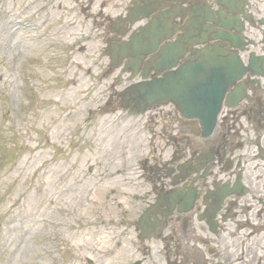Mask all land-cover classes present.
I'll return each instance as SVG.
<instances>
[{"label":"rangeland","instance_id":"rangeland-1","mask_svg":"<svg viewBox=\"0 0 264 264\" xmlns=\"http://www.w3.org/2000/svg\"><path fill=\"white\" fill-rule=\"evenodd\" d=\"M50 1L0 0V264H166L122 201L146 186L136 162L164 150L160 126L116 103L129 75L110 65L103 17Z\"/></svg>","mask_w":264,"mask_h":264},{"label":"flooded vegetation","instance_id":"flooded-vegetation-1","mask_svg":"<svg viewBox=\"0 0 264 264\" xmlns=\"http://www.w3.org/2000/svg\"><path fill=\"white\" fill-rule=\"evenodd\" d=\"M39 1L43 3L41 10L51 5L50 0ZM105 1L86 0L82 12L105 18L103 42L110 60L114 52L111 47H122L126 39L121 36L126 29H119L118 24L127 26L138 11L135 17L139 18L147 11L146 0H115L111 5L114 16H103ZM71 2L77 5L79 1ZM171 6L168 35L173 44L192 31L199 35L186 39L184 58L206 47L220 48L231 57L236 52L230 48L231 41L230 47L221 41L196 45L204 40L203 33L209 37L213 30H222L219 26L223 24L230 27L224 30L226 35L242 34L248 43L245 51L238 53L245 73L225 93L213 131L207 137L203 135V123L185 118L183 110L173 103L151 106L136 114L139 108L135 103L115 95L127 118L149 114L144 126H160L165 138V148L157 159L151 155L153 151L136 162L143 166L140 177L146 186L138 188L129 183L138 192L129 196L124 193V210L131 211L126 228H132L137 241L148 234L151 239L145 242L161 244L159 253L166 264H239L240 258L257 257L261 249L264 252V247L250 246L255 241L264 242V0H234L230 7L220 6L218 0H173ZM198 11L208 21H196ZM152 21L149 19L147 25ZM252 56L263 57L256 60ZM116 60L122 62V69L130 68L125 61ZM153 67L148 60L140 73ZM235 88H243V98L234 107L227 106V97ZM229 102L232 104V100ZM127 170H122L123 175Z\"/></svg>","mask_w":264,"mask_h":264},{"label":"water","instance_id":"water-1","mask_svg":"<svg viewBox=\"0 0 264 264\" xmlns=\"http://www.w3.org/2000/svg\"><path fill=\"white\" fill-rule=\"evenodd\" d=\"M168 1L157 0L149 2L148 13L141 20L147 19L148 15L157 10H160L157 13H161V18H167L166 14L162 13V9H165L162 4ZM219 1L224 6L233 4L232 0ZM153 3L159 4L162 9H153ZM200 14L201 12L198 11L196 15L200 17ZM141 20H132L130 28ZM157 20V18L153 19L152 27L155 34H162V37L150 50H147L144 45H141L142 42L138 41L141 38L148 39L146 37L149 36V34L141 30V33L137 36L130 37L128 43L122 47V51H119L121 59L129 57L130 65L137 67L133 77L136 76V71L144 63L146 56L152 55L155 59V66L146 69L144 74L140 75L141 81L127 87L121 93V97L125 99L127 95L131 94V101H134L139 108V111L135 112L136 114L143 113L151 106L173 103L183 110L182 115L185 118L199 119L203 123V135L207 137L214 128L225 93L242 78L245 68L242 67L237 54L226 57L220 48L216 49L215 47H206L199 51H193L190 57L183 59L186 49L182 45V41L177 42L180 45H177V43L171 44L169 42L170 37L167 35L169 23L166 21L158 22ZM204 20L208 21L207 18L202 19V21ZM198 22L201 21L198 20ZM219 27L229 29L224 25ZM212 32L214 33L212 36L206 37L205 34L201 36L205 38V42L222 41L227 47H230L228 42L231 41L235 49L244 50L242 36L230 38L222 31ZM188 36L190 39L198 37L194 31L190 32ZM199 44H203V42ZM159 45L160 49H158ZM251 58L262 59V57L254 56ZM180 60L184 64L182 63L178 66ZM112 66L119 67L120 65L112 62ZM151 71L154 74L149 77ZM243 94V88H235L232 95L227 97V106L234 107L242 100ZM230 100H232V104L229 102Z\"/></svg>","mask_w":264,"mask_h":264},{"label":"bare ground","instance_id":"bare-ground-1","mask_svg":"<svg viewBox=\"0 0 264 264\" xmlns=\"http://www.w3.org/2000/svg\"><path fill=\"white\" fill-rule=\"evenodd\" d=\"M149 1L150 0H146V5H145V7L146 8H148V6H150V4H149ZM153 1H157V0H153ZM173 2V0H169L168 2H166V3H164V4H162V6H164L165 7V9H162L161 8V6L159 5V4H155L156 5V8H158V9H162V11L167 15V22L168 23H170V24H172V17H170L169 15H171L170 14V12H171V9H172V6H171V8H169V5L171 4ZM158 11H160V10H157V11H154V12H152L151 13V17H153ZM105 18L103 17L101 20L103 21ZM148 23H145L143 26H142V29H143V31L145 32V33H147V34H149V36H147L146 38H148V39H145V38H141V39H138V41L140 42H142L141 43V45L143 46H145L146 47V49L147 50H150L153 46H154V44L155 43H157L159 40H160V38L162 37V34H155V31H154V29H153V27H152V25L150 24V25H147ZM119 29H122V27L120 26V25H118L117 26ZM152 30V31H151ZM149 31H151V32H149ZM203 34H205V33H203ZM211 34L212 35H214V33L213 32H211ZM123 34H121V36H122ZM205 36L206 37H208L206 34H205ZM198 37H199V35H198ZM197 37V38H198ZM188 38V34L187 35H185V37L181 40L182 41V45H184L185 44V41H186V39ZM137 41V42H138ZM138 42V43H139ZM170 43L171 44H173L172 43V41H171V39H170ZM193 46V45H192ZM161 47H160V45H159V48L158 49H160ZM111 50H121L122 51V47L121 46H118V47H111ZM193 53V52H192ZM139 55V54H138ZM150 56V62L152 63V62H154L155 61V59H154V57H152V55H149ZM149 56H146L145 57V59H144V62H148V59H149ZM113 63H115V64H117V62H118V60H116L115 58H113ZM136 68L137 67H130L128 70L129 71H131V70H136ZM126 102H132V103H135L134 101H131L132 100V97H131V94H129V95H127L126 97H125V99H124ZM120 175H123V173H122V171H121V173H120ZM148 233H150V232H148ZM139 240H138V242L140 241V242H145V241H147V240H149V239H151L150 238V236H148V234H147V236H143V237H139L138 238ZM121 250H119L118 252H120ZM117 252V253H118Z\"/></svg>","mask_w":264,"mask_h":264}]
</instances>
